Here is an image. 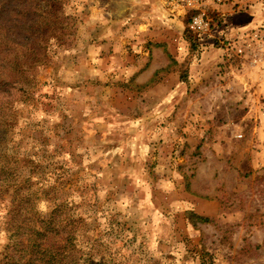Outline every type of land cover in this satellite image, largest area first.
Masks as SVG:
<instances>
[{"label":"rangeland","instance_id":"1","mask_svg":"<svg viewBox=\"0 0 264 264\" xmlns=\"http://www.w3.org/2000/svg\"><path fill=\"white\" fill-rule=\"evenodd\" d=\"M240 1L258 4V20L221 35L214 11L199 34L159 0L42 2L62 40L27 71L34 93L11 106L0 153L19 179L31 153L50 182L65 178L61 210L83 219L95 260L264 264V55L250 38L264 0ZM12 203L0 196V249Z\"/></svg>","mask_w":264,"mask_h":264},{"label":"trees","instance_id":"2","mask_svg":"<svg viewBox=\"0 0 264 264\" xmlns=\"http://www.w3.org/2000/svg\"><path fill=\"white\" fill-rule=\"evenodd\" d=\"M43 1L0 0V145L8 142L11 106L19 96L31 97L34 93L24 86L29 79L27 71L32 65L48 61L47 46L52 36L62 40L54 6L42 5ZM29 156L30 178L19 179L12 155L0 153V196L10 193L13 199L5 216L7 242L0 249V264H106L103 257L95 260L93 244L87 246L83 219L61 210L57 192L58 187L65 186V178L56 186V180L50 182L51 170L43 166L44 160L36 159L34 153ZM35 173L40 175L35 185L46 186L42 192L31 187ZM41 198L52 206L46 216L36 211V202ZM194 217L200 222L209 221L207 217ZM84 243L87 250L82 249Z\"/></svg>","mask_w":264,"mask_h":264},{"label":"built area","instance_id":"3","mask_svg":"<svg viewBox=\"0 0 264 264\" xmlns=\"http://www.w3.org/2000/svg\"><path fill=\"white\" fill-rule=\"evenodd\" d=\"M228 0H159L175 17L187 16L189 28L197 33L209 30V13ZM251 41H256V54L264 55V24L252 28Z\"/></svg>","mask_w":264,"mask_h":264},{"label":"crops","instance_id":"4","mask_svg":"<svg viewBox=\"0 0 264 264\" xmlns=\"http://www.w3.org/2000/svg\"><path fill=\"white\" fill-rule=\"evenodd\" d=\"M257 5L254 2L244 3L240 0H228L214 10L215 20L211 22V26L215 24L213 30L221 35L223 32L236 33L242 30L246 24L247 27L254 25L258 20Z\"/></svg>","mask_w":264,"mask_h":264}]
</instances>
